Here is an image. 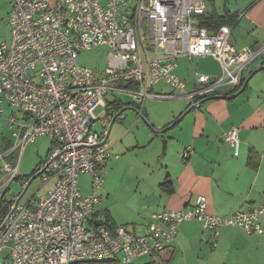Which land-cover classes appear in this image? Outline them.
<instances>
[{"label": "built area", "instance_id": "2783aa9c", "mask_svg": "<svg viewBox=\"0 0 264 264\" xmlns=\"http://www.w3.org/2000/svg\"><path fill=\"white\" fill-rule=\"evenodd\" d=\"M11 38L0 42V119L12 140L0 150V264H73L83 260L118 259L133 264L156 256L174 240L185 221L198 220L217 247L223 226L260 234L264 205L239 209L228 216L207 210V198L194 205L152 214L137 233L125 226H96L92 217L104 185L102 171L113 155L109 128L119 111L108 110L107 96L124 95L143 116L147 99L186 98L191 108L220 91L243 85L244 71L264 55V43L238 49L232 27L212 32L202 24L206 0H10ZM105 46L104 69L79 63L82 51ZM213 57L217 77L197 72L195 87L175 72L179 57ZM164 81L173 93L153 92ZM136 84V85H135ZM177 92V93H176ZM217 95V94H216ZM6 104L9 112L1 105ZM102 108L99 114L97 109ZM8 114L7 117L4 115ZM100 121L103 131L94 130ZM41 136L53 139L47 161L37 169L45 191L25 204L14 182L20 178L25 147ZM222 137L239 153V128ZM192 148L182 154L183 161ZM92 176V191L83 194L80 176ZM31 178V177H30ZM30 178L23 179L25 192Z\"/></svg>", "mask_w": 264, "mask_h": 264}, {"label": "crops", "instance_id": "0c3cea01", "mask_svg": "<svg viewBox=\"0 0 264 264\" xmlns=\"http://www.w3.org/2000/svg\"><path fill=\"white\" fill-rule=\"evenodd\" d=\"M130 1L132 6L138 2ZM209 1L212 3V9L208 6ZM209 1L207 11L224 14L229 10L238 11L240 14L239 21L232 27L231 33L232 42L238 49L264 43V0ZM222 1L224 11L219 12L218 4L221 7ZM237 27L239 28L235 32L234 28ZM191 60L184 56L179 57L175 69L177 75L186 80L187 90L195 87L197 72L212 77L221 74V66L213 57H200L196 65ZM263 65L264 55L244 71L245 79L250 75L251 77L242 91L239 90L230 97L207 99L200 108H189L186 98H162L169 100L164 101L168 102L167 105L161 104L162 101L153 100L160 98L147 100V118L144 116V110L143 116L137 114V118L142 117L150 127V131L147 129L146 143L143 144H147L149 148L147 160L142 162L147 166V181L143 180L144 185L142 182L139 184L142 185L139 192L146 201L140 210H137L125 198H119L121 193L115 196L116 201L110 199V192L107 193L105 202L99 194L101 201L92 215L96 222L125 226L140 233L152 221V214L166 209L191 207L198 195L206 196L208 212L220 216L231 215L249 206L264 205V68L258 70ZM168 86L164 81L159 82L153 86V92L170 91L163 93L170 94L173 90ZM107 101V108H112V111H117V102L125 103L121 110L124 116L119 118L126 120V124L130 121L126 119L125 111H138L137 107L131 104V100L126 101L121 95L107 98ZM115 122L108 135L111 150L115 151L117 158L112 160V166L127 156L126 147L119 146L122 139L115 143L109 140ZM125 122L117 129L119 132L124 128ZM232 127L239 128L240 146L237 155L234 147L222 137ZM159 137L168 138L167 149L162 156L161 142L157 139ZM140 145L137 138L136 144L131 143L129 149L133 150L129 153L135 152L134 147ZM187 147H191L192 152L185 162L182 154ZM167 179L173 183L172 192L163 186ZM141 196L138 195V200L142 202ZM101 203L105 205L103 209L98 208ZM259 221L264 229V214L260 215ZM211 242L212 234L205 229L201 221H185L179 225L174 240L168 243L163 253L154 258L139 257L133 264L144 258L141 264H211L219 257L224 259L223 263L229 264L227 261L232 251L244 254L240 264H264V231L249 235L241 229L223 227L218 246L212 247Z\"/></svg>", "mask_w": 264, "mask_h": 264}, {"label": "rangeland", "instance_id": "374dc122", "mask_svg": "<svg viewBox=\"0 0 264 264\" xmlns=\"http://www.w3.org/2000/svg\"><path fill=\"white\" fill-rule=\"evenodd\" d=\"M209 1V0H208ZM207 1V2H208ZM223 4L224 1L221 2L219 7L218 4V10L219 12H223ZM208 6L210 9H212V3L209 1ZM217 6V5H216ZM11 11V3L10 0H0V42L3 41H9L11 38V27L9 23V14ZM239 27L234 28L235 32L237 31ZM107 48L105 46H99L96 48H93L91 50L82 51L79 54V63L83 65H87L91 68H96L98 70L104 69L107 65ZM200 58V57H198ZM198 58L192 59V63L196 65ZM254 63V62H253ZM252 63V64H253ZM248 76L246 72V77ZM168 88H170L168 86ZM171 90V88H170ZM155 92H159L156 91ZM170 91L163 92V93H169ZM177 93V92H176ZM114 94H109L107 98L113 97ZM121 98L129 101L130 98L126 97L124 95H121ZM149 101V99H147ZM162 101L163 105H167L169 101L168 99H153ZM3 108L6 109V111L9 112V107L6 104L1 105ZM131 106V105H130ZM102 108L97 109L96 113L99 114ZM144 116L147 118V101L145 103V109H144ZM138 111L136 110H126L125 115H127L128 121H130L128 124H126V120H121V118L118 119L117 122H115L113 127L114 131H112L110 142L115 143L117 140H121L119 146L123 145V147H126L125 152L127 156L125 158H122L119 162H116L113 166L111 165L113 159L115 158V151L113 149L111 152L113 153L112 159L108 161L109 165L104 167V171H102V176L104 178V186L95 189L94 193L97 195L103 196L104 202L107 201V193L110 192V199L112 201H116L117 193H121L120 199L125 198L127 202H130L129 204L131 206H134L137 210H140V207L143 203H145L146 199L141 196V193L139 190H142V185H144V181H147V166L143 164L147 160V153L149 148H147L146 138H147V129L150 131V127L147 126V123L145 120L140 117L137 118ZM5 117L8 116V114L4 115ZM125 122L124 128L119 132L117 129L120 127V125ZM148 127V128H147ZM94 130L101 132L103 131V126L100 121H97L94 123ZM11 129L9 128L8 121L6 119H0V150L4 149L10 140H12V133ZM139 138L140 140V146L134 147L135 152L129 153V149L131 143L136 144V139ZM159 142H161V156H162V148H163V140H168V138H157ZM53 139L50 136H41L36 141L28 144L21 157V163H20V179L14 182L13 188L16 189V192H22L24 189L23 186V179L25 177H30L33 173L37 171L48 159L49 153L52 147ZM116 146V145H115ZM135 146V145H134ZM123 154V152H122ZM123 156V155H122ZM121 156V157H122ZM159 157H157V160ZM143 162V163H142ZM157 166H159V163L157 162ZM80 188L84 194H88L92 191L91 188V180L92 176L88 173L82 174L80 176ZM140 182H142V185L139 186ZM46 187L43 186V179L40 175H38L36 178L33 179V181L28 186L26 192L22 196L20 203L25 204L31 199H37L41 194L44 193ZM138 190V191H136ZM138 195L141 196L140 200H138ZM118 198V199H119ZM103 203V202H102ZM100 204L98 208L103 209L104 204ZM228 227V226H223ZM221 227V229L223 228ZM232 227V226H229ZM236 228V227H234ZM129 229V228H128ZM220 229V234H221ZM239 229V228H237ZM240 230V229H239ZM243 231V230H242ZM244 232V231H243ZM141 233V232H140ZM246 233V232H245ZM250 235V234H249ZM244 256L243 253H238L236 251H232L229 255V260L227 261L229 264H240V259ZM150 258V257H149ZM144 259H140L136 262V264H141ZM224 259L219 257L212 261L211 264H226L223 263ZM177 264H180L179 262Z\"/></svg>", "mask_w": 264, "mask_h": 264}, {"label": "trees", "instance_id": "16d2710c", "mask_svg": "<svg viewBox=\"0 0 264 264\" xmlns=\"http://www.w3.org/2000/svg\"><path fill=\"white\" fill-rule=\"evenodd\" d=\"M239 18H240V14L238 13V11L231 12V11L227 10L226 13H224V14H218L216 11H214V12L207 11V13L202 16V19H203L202 24L206 25L212 32H216L223 25H229L230 27L237 25ZM242 86L243 85L234 87V88L230 89L229 91H220V92L216 93L218 95L215 94V95H213L207 99L231 96V95L235 94L237 91H239L242 88ZM207 99H205V100H207ZM205 100L204 99L202 100V104ZM117 103L118 104H116L115 109L117 111H121L123 109V106L125 103L120 102V101ZM109 111L112 112V108ZM251 157H252V155H251ZM35 173H33L30 177L35 175ZM163 186L169 192H172L174 189L173 183L170 179H167V181L163 184ZM6 210H7L6 205H4L3 201H1L0 202V223L3 219L4 214L6 213ZM108 225L111 228L117 227L116 225H114V226H111L110 224H108ZM165 249L162 252H160L158 255L153 256V258L158 257L161 253H163L165 251ZM150 257H152V256H150ZM152 263L156 264L155 262H152ZM73 264H120V263H119L118 259H106V260H83V261L74 262Z\"/></svg>", "mask_w": 264, "mask_h": 264}, {"label": "water", "instance_id": "95a60500", "mask_svg": "<svg viewBox=\"0 0 264 264\" xmlns=\"http://www.w3.org/2000/svg\"><path fill=\"white\" fill-rule=\"evenodd\" d=\"M263 68H264V65L261 66L258 70L263 69ZM252 74H253V73H252ZM250 77H251V75L245 79V81H244V83H243V86H242V88L240 89L241 91L246 87V85H247V83H248ZM241 91H240V92H241ZM227 97H230V96H227ZM114 122H115V118H114V119L112 120V122H111V125H110V128H109V132H110L111 127L113 126V123H114ZM108 135H109V134H108ZM166 149H167V140L164 139V140H163V148H162V153H163V154L166 152ZM37 176H38L37 174L33 175V176L30 178V183H31V182L33 181V179L36 178ZM24 193H25V190H23L22 194H24ZM99 224H100V223L97 222V223H96V226H98Z\"/></svg>", "mask_w": 264, "mask_h": 264}, {"label": "bare ground", "instance_id": "6f19581e", "mask_svg": "<svg viewBox=\"0 0 264 264\" xmlns=\"http://www.w3.org/2000/svg\"><path fill=\"white\" fill-rule=\"evenodd\" d=\"M231 89H232V88H231ZM229 90H230V89H229ZM229 90H227V91H229ZM217 95H218V94H217ZM207 98H209V97H207ZM207 98H205V99H207ZM205 99H204V100H205ZM189 108H191L190 105H189ZM119 113L121 114L122 112L119 111ZM117 118H119V117H115V120H116ZM223 139H224V138H223ZM96 223H97V222H96ZM96 223H95V224H96ZM99 223L101 224L102 222H99ZM106 224H107V223H106Z\"/></svg>", "mask_w": 264, "mask_h": 264}]
</instances>
